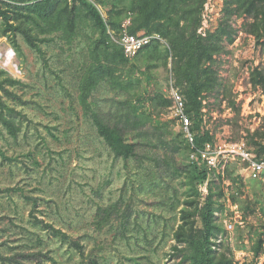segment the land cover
I'll return each mask as SVG.
<instances>
[{
  "label": "rangeland",
  "instance_id": "1",
  "mask_svg": "<svg viewBox=\"0 0 264 264\" xmlns=\"http://www.w3.org/2000/svg\"><path fill=\"white\" fill-rule=\"evenodd\" d=\"M90 1L108 23L123 21L124 27L130 20L113 0ZM225 1L213 0L210 32L224 20ZM0 7L8 9L2 2ZM254 22L247 14L231 16L233 42L225 39L226 51L216 57L220 85L205 94L202 126L215 143L244 142L256 154L250 137L264 126V87L255 85L251 74L256 68L264 71V37L258 42L251 32ZM4 29L0 16V32ZM41 37L47 41L38 43V48H32L19 32L0 37V69L20 81L8 85L20 99L1 92L7 105L17 111L13 119L19 131L16 136L10 134L0 108V264L178 263L173 246L183 225L181 210L189 175H159L154 163L141 166L140 159H117L99 136L91 111L82 102L83 79L98 58L93 52L97 36L89 24L78 25L73 34L61 31ZM149 52L119 67L115 77L135 82L136 105L155 121L149 124L154 143L161 132L186 145L172 106L156 109L147 101L158 93L168 98L171 88L178 87L186 102L174 78L172 60L164 65L150 60ZM117 89L103 84L89 91L87 103L95 110H116L122 98ZM188 155L184 157L187 164ZM182 161L179 156V166ZM227 171L213 185L215 192L224 191L221 199L215 196L222 205L217 213L222 218L239 217L238 222L233 220L232 232L222 224L213 239L214 255L224 263L264 264V182L244 176L236 163H230ZM121 199L123 211L129 205L131 212L127 229L114 218L100 228L99 208L112 207ZM34 217L80 242L83 250L37 225ZM196 227L203 228L200 218ZM260 242L262 251L257 255Z\"/></svg>",
  "mask_w": 264,
  "mask_h": 264
},
{
  "label": "trees",
  "instance_id": "2",
  "mask_svg": "<svg viewBox=\"0 0 264 264\" xmlns=\"http://www.w3.org/2000/svg\"><path fill=\"white\" fill-rule=\"evenodd\" d=\"M114 1L115 7L121 9V14L126 12L124 18L130 19V23L125 28L123 21L106 22L95 3L90 0H0L8 7V9L0 7V16L6 26V29L0 32V37L8 36V32L14 35L19 32L32 48H38V43L47 41L41 35L47 36L61 31L64 34H73L78 30V25L89 24L97 36L93 43V52L98 58L91 64L83 79L82 102L86 109L91 111V119L99 136L117 159L126 162L140 159L141 166L147 162L154 163L159 175L168 172L172 175L185 173L189 175L186 200L181 210L183 225L176 233L177 244L173 246V256L180 259L176 264H184L185 261L189 264H230L218 261L214 255V247L217 244L213 239L217 238L223 226L215 218L218 210H221L219 199L224 196L222 189H219V192L213 189L217 179L209 182L208 194L203 197L199 187L208 180L210 172L199 154L197 161L190 159L187 164L184 157L188 153L190 158L191 149L186 138L185 145L183 142H178L175 136H164L160 132L157 135L158 143H154L149 124L155 121L152 114L141 111L142 109L136 105L135 82L132 79L119 80L120 78L115 77V74L119 67H127L131 60L138 59L147 50L150 51V60L162 61L167 65L171 59L174 78L186 99V113L193 121L195 146L197 149H202L206 143H214V136L202 126L203 102L205 94L215 91L220 85L214 66L216 57L226 51L224 40L233 42L235 31L229 23L231 16L239 13L253 17L255 22L251 32L256 35L259 42L264 37V27H261L264 26V0H226L224 20L216 31L209 32L206 37L199 35L198 29L201 26L202 12L207 0ZM24 13L26 19L23 17ZM124 30L132 35L140 32L149 35L159 34L167 45L156 41L139 52L135 58H127L122 47L117 45L111 36V33L118 36ZM251 80L255 85L264 87V71L258 68L253 70ZM19 82L0 69V108L3 113L1 119L13 136L19 131L13 119L17 111L7 105L3 94L20 99L8 87ZM103 84L111 88L117 86L118 92L122 94V98L117 101L116 110L106 112L95 110L87 103L89 91L97 90ZM147 101L156 109L161 106L168 108L173 104L169 98L160 93L149 97ZM6 111L9 116L4 115ZM250 143L257 147L255 151L258 160L264 161V126L251 135ZM179 156L183 160L180 166ZM215 196H219V199H215ZM123 203L124 200L121 199L112 207L99 208L98 226L101 228L114 218V220L120 219L121 225L127 229L131 212L128 210L129 205L123 211ZM197 218L203 223L202 229L196 227ZM34 219L37 225L43 226L51 234L69 241L79 251L83 250L80 242L74 241L62 230L37 217ZM262 246L260 242L257 255L262 251ZM91 264L98 263L92 261Z\"/></svg>",
  "mask_w": 264,
  "mask_h": 264
},
{
  "label": "built area",
  "instance_id": "3",
  "mask_svg": "<svg viewBox=\"0 0 264 264\" xmlns=\"http://www.w3.org/2000/svg\"><path fill=\"white\" fill-rule=\"evenodd\" d=\"M213 0H207L202 12L201 26L198 29V34L206 37L210 32V22L212 21L210 7ZM130 20L126 22V27ZM113 41L122 47L127 58H135L139 52L151 46L158 41L167 45L166 41L159 34H146L140 32L137 35L129 34L126 30L116 36L111 33ZM172 101V115L182 128L184 137L188 141L191 149V161L198 160V154L205 164V167L210 172L208 180L201 185L203 197L208 194V184L212 180H223L226 177L227 167L230 163H236L241 166L242 174L250 180L264 182V161H260L257 155L247 146L246 143H211L208 142L202 149H197L195 146L196 135L192 130L193 121L186 113L185 100L182 92L178 87H172L168 97ZM232 208H234L232 206ZM235 209H233L234 211ZM228 216V215H227ZM238 215L234 218H222V215L216 213L215 218L224 224L226 231L232 232L235 228V222H238ZM234 220V221H233Z\"/></svg>",
  "mask_w": 264,
  "mask_h": 264
}]
</instances>
